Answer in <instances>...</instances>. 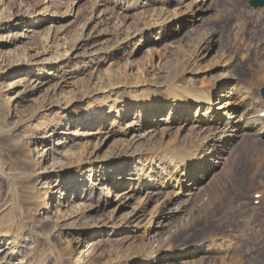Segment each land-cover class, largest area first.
I'll use <instances>...</instances> for the list:
<instances>
[{
    "label": "rangeland",
    "instance_id": "374dc122",
    "mask_svg": "<svg viewBox=\"0 0 264 264\" xmlns=\"http://www.w3.org/2000/svg\"><path fill=\"white\" fill-rule=\"evenodd\" d=\"M159 1L0 0V264H38L42 255L41 264H264V8ZM174 82L215 86L234 96L242 124L262 120L240 130L212 170L197 168L191 196L187 188L174 198L171 188L152 199L144 188L117 196L105 168L112 179L136 180L158 137L193 146L183 120L165 122L169 108L160 125L139 131L148 120L138 100L157 105ZM147 131L158 133L151 146L132 144ZM165 163L159 156L149 165L154 178ZM17 208L27 229L14 257ZM136 212L139 226L126 227ZM53 225L50 253L34 232Z\"/></svg>",
    "mask_w": 264,
    "mask_h": 264
},
{
    "label": "bare ground",
    "instance_id": "6f19581e",
    "mask_svg": "<svg viewBox=\"0 0 264 264\" xmlns=\"http://www.w3.org/2000/svg\"><path fill=\"white\" fill-rule=\"evenodd\" d=\"M152 1H159V0H152ZM162 1L163 3L166 4L171 0H162ZM183 1L185 0H177L179 4H181V2ZM206 1L207 0H197L195 6L202 7V5H204ZM141 71L144 76L146 74L149 75V71L146 70L147 73L145 72L144 69H141ZM178 78L179 77H176L175 79ZM174 83L175 84L169 87L172 89V90L169 89L171 95H168L167 97L159 96L157 102L155 103L157 105H154V103H148L146 101L138 100L139 103H142L140 105L141 107L140 108L138 107L139 109L137 110L138 116L139 118H142L144 116V119L146 116V119L148 120L145 121V123H142V125L139 127V131H141L142 129L147 130L148 128H146V126L148 125L149 127L154 125H160L162 122V118H160V116L163 114L165 109L169 108L170 115L168 116V119H165L166 121L165 120L164 121L169 125L171 124L170 120L172 122L173 119L176 117L183 120L185 126L188 127L187 131H190V134L189 136H187L185 141L186 140L193 141L192 143L193 146L189 148L185 147L182 143V140L179 137L177 138L175 137L174 139L171 140V142L168 145H165L162 138L158 137L159 140L156 141L157 145L155 148V153L145 156L146 157L144 158L145 161L144 163L140 164L142 166L139 168L138 173L136 174L137 176L134 174L137 178L136 180L134 178H127L122 175H119V177L116 179L115 178L112 179L113 172L112 171L110 172L105 168L104 169L105 175L110 177L107 179V181L111 182L110 184H112L113 189L115 190L117 196H119L120 193H124L125 195L124 198L132 199L133 195L136 193H140L143 188L145 191H147V196L152 195L150 199H152L153 196H156L157 194H161V192L159 193V189H163V188H171L173 194L171 193L172 195L170 198H174L175 196L182 194L184 192V188H187L188 191L191 190L193 191V189L196 188L198 181L200 180L199 175H197V172H195L197 168H201L202 173L205 172V170L208 172L212 170L213 165H212V169H209L208 167H210L211 165L209 163L211 162L213 163V157L217 158V156H220L218 158L222 160L223 159L222 154L226 153L224 149H226L235 138L241 136V135L239 136L238 134L240 130L254 127L255 123L257 122L259 123L260 120H262V118H260L261 117L260 114H258L257 116L254 115L253 117L254 124H252L251 126H246L245 125L246 123L242 124L241 116L238 112V106L234 96L231 97V93L225 95L223 91H221L222 93L218 92V89L215 86L207 85L206 83H201L200 85H195V87L185 86L184 88H182L176 82ZM262 113L264 114V111ZM96 114L97 116H99L100 111L96 110ZM170 116L172 117L171 119ZM98 120L100 121V123L102 122L104 123L106 118H102V116H100ZM112 121L113 124L116 123L115 120L112 119ZM223 124L225 127L221 129L220 126L221 125L223 126ZM164 126L166 127V125ZM131 128H133V126ZM262 130H264V127ZM132 131H135V129H132ZM181 131L185 132L186 128L183 129L181 128ZM170 132H171L170 127H166L163 128L160 133L163 134L164 138H168L170 136ZM149 136H151V134L150 132L147 131V136L145 137L135 136L133 137L131 142L132 144H137L139 139L144 138L147 140L146 142L149 144L150 142L149 139L155 138V136H158V133L151 136L150 138ZM86 151L87 148L83 147L82 151L80 152L79 158H77L80 161L79 167L82 166V163L85 159L84 154L86 153ZM159 156L164 157V160L166 162L164 167L167 168L169 167V170L167 168L166 169L163 168L162 166L163 163L159 164L158 171L159 173H161L159 176L162 177L161 180L162 182L159 183L158 185L160 177L156 176L154 178L153 171L152 170H151L152 172L150 171L151 166L149 167V165L153 164L154 161H156V157ZM132 181H135L137 182V184H139L138 187H140V189L138 188L139 189L138 192H137V186L136 187L134 186L133 189H130L132 183H130L129 185L128 182H132ZM77 190L78 188L75 191L77 192ZM98 190L101 191L103 189L100 187ZM192 191L186 194L185 196L186 197L191 196ZM109 193H111L110 189H109ZM149 197L150 196H148V198ZM188 202L189 201L187 200L185 203L187 204ZM17 210L18 211L16 215V221L19 225V228L12 235L13 237L12 242L14 244V250H13L14 257L20 254L21 233L25 229H27L26 222H24L23 219H21L23 217L22 210L20 208H17ZM116 210L117 208L112 211L113 212L112 217H114ZM81 214L84 215V212H82ZM143 215L144 214L142 212L139 213L136 212L131 214L126 220L127 222L126 227L136 224L137 221L142 219ZM150 222L151 223H148L145 227L146 228L145 230L147 231L149 227L153 225L152 224L153 221ZM135 226H139V225L136 224ZM57 227H58L57 225L51 226L50 233H48L47 235L40 234L37 231L34 232L36 236L49 247L48 251L50 253H53V251L51 250V246H52L51 233L54 232L57 229ZM5 232L6 233L4 235L10 234L9 231H5ZM136 238H140V237H136ZM192 251L193 249H191V252ZM79 254L80 256H82L84 252L81 250ZM44 258L45 257L43 255L39 256L38 264H41ZM158 259L159 257H157L155 260L152 259L151 257H146V261L149 262V264L150 263L156 264V261ZM203 259L204 258H201V260ZM240 261L237 264H242L240 263Z\"/></svg>",
    "mask_w": 264,
    "mask_h": 264
},
{
    "label": "water",
    "instance_id": "95a60500",
    "mask_svg": "<svg viewBox=\"0 0 264 264\" xmlns=\"http://www.w3.org/2000/svg\"><path fill=\"white\" fill-rule=\"evenodd\" d=\"M250 5L255 9L262 8L264 7V0H254L250 3ZM261 95L264 99V88L261 90Z\"/></svg>",
    "mask_w": 264,
    "mask_h": 264
}]
</instances>
